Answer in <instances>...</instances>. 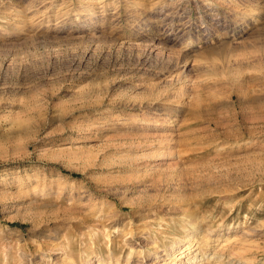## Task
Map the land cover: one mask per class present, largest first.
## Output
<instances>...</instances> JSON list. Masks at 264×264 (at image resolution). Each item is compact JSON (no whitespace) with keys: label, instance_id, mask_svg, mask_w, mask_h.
<instances>
[{"label":"rangeland","instance_id":"1","mask_svg":"<svg viewBox=\"0 0 264 264\" xmlns=\"http://www.w3.org/2000/svg\"><path fill=\"white\" fill-rule=\"evenodd\" d=\"M0 264H264V0H0Z\"/></svg>","mask_w":264,"mask_h":264},{"label":"bare ground","instance_id":"2","mask_svg":"<svg viewBox=\"0 0 264 264\" xmlns=\"http://www.w3.org/2000/svg\"><path fill=\"white\" fill-rule=\"evenodd\" d=\"M184 219H185V218H184ZM191 221H192V220H191ZM187 249H189V247H188V248H186V250H187ZM187 253H188V251H187ZM187 255H188V254H187ZM171 261H172V260H171Z\"/></svg>","mask_w":264,"mask_h":264}]
</instances>
